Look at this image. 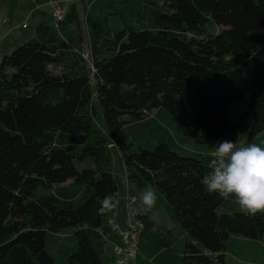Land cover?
<instances>
[{"label":"trees","instance_id":"obj_1","mask_svg":"<svg viewBox=\"0 0 264 264\" xmlns=\"http://www.w3.org/2000/svg\"><path fill=\"white\" fill-rule=\"evenodd\" d=\"M34 28L0 60V264H55L45 234L67 226L77 245L66 264L101 263L112 143L128 181L154 188L181 225V264H225L230 235L263 236L264 215L217 211L224 199L202 184L212 165L165 142L145 149L125 128L163 107L212 148L238 128L228 110L249 93L250 132H262L264 0H95L83 20L70 2Z\"/></svg>","mask_w":264,"mask_h":264},{"label":"rangeland","instance_id":"obj_2","mask_svg":"<svg viewBox=\"0 0 264 264\" xmlns=\"http://www.w3.org/2000/svg\"><path fill=\"white\" fill-rule=\"evenodd\" d=\"M94 1L0 0V60L3 55L11 53L16 46L34 37V27L39 21L54 23L55 6L67 10L69 3L75 2L79 17L83 20L84 6ZM23 23H25L24 26ZM218 29V26L212 28L213 31ZM94 104L97 117L105 130L102 106L97 99ZM228 113L231 123L238 128L225 134L221 141L230 140L238 141L240 144L264 145V130L256 134L250 132L252 113L249 93L234 100ZM125 129L135 144L148 150L154 149L155 145L160 142H165L168 145L171 143L174 146L182 147L177 148L179 154L200 159V155L193 152L194 150H185V148L188 149L186 146L196 147L198 150L208 152L209 155L215 148V146L208 148L205 145L194 143L189 137L184 136L177 119L163 107L153 109L145 118L130 123ZM110 150L113 157V172L118 180L116 198L119 199L128 193L136 195V189L140 186L126 178L122 153L115 144L111 145ZM147 186L146 189L143 185L141 186L142 195L148 189L154 190L157 195V203L149 210L145 222L143 221L145 228L141 237L139 236L135 264H181L184 231L165 199L150 185L147 184ZM217 211L219 213L242 212L233 198L224 199ZM74 232L73 226L64 227L59 232H46L45 249L53 257L55 264H66L68 255L75 250L77 242ZM108 241H105L104 249L101 252L100 264H117L112 246L118 240ZM225 264H264V233L260 239L230 235L225 251Z\"/></svg>","mask_w":264,"mask_h":264},{"label":"clouds","instance_id":"obj_3","mask_svg":"<svg viewBox=\"0 0 264 264\" xmlns=\"http://www.w3.org/2000/svg\"><path fill=\"white\" fill-rule=\"evenodd\" d=\"M120 90L123 95L131 88L121 83ZM210 156L214 166L202 179L206 191L223 199L233 198L247 215H264V145L223 140L217 142ZM141 203L145 211L151 210L157 203L155 191L146 190ZM118 205V200L106 195L100 200L97 212L104 215L113 212Z\"/></svg>","mask_w":264,"mask_h":264},{"label":"built area","instance_id":"obj_4","mask_svg":"<svg viewBox=\"0 0 264 264\" xmlns=\"http://www.w3.org/2000/svg\"><path fill=\"white\" fill-rule=\"evenodd\" d=\"M64 12V9L55 6L53 11L55 21L61 19ZM83 56L87 58V52H84ZM148 212L143 209L141 199L137 195L128 193L124 198L123 225L121 226L115 218L107 219L108 227L119 237V242L113 243L112 246L117 264H135L138 240L144 227L143 218Z\"/></svg>","mask_w":264,"mask_h":264},{"label":"crops","instance_id":"obj_5","mask_svg":"<svg viewBox=\"0 0 264 264\" xmlns=\"http://www.w3.org/2000/svg\"><path fill=\"white\" fill-rule=\"evenodd\" d=\"M58 1H60V0H58ZM152 111V110H151ZM150 111V112H151ZM128 126V125H127ZM223 138V137H222ZM222 138L219 140V141H221L222 140ZM218 141V142H219ZM233 142H235V141H233ZM113 144V143H112ZM111 144V145H112ZM217 144V143H216ZM215 144V145H216ZM186 145H189V144H186ZM170 146H171V148H173L174 150H176L177 152H178V149L177 148H182V147H177V146H174V145H172L171 143H170ZM188 149H186L185 148V150H194L193 152H197L199 155H200V159L205 163V164H209V165H212V166H214L213 164H212V162H213V158H211V156L208 154V152H203L202 150H198L196 147H191V146H186ZM184 149V148H183ZM144 187H145V189L146 188H148V186L147 185H143ZM151 187V186H150ZM141 186L139 187V188H137L136 189V195L141 199V197H142V192H141ZM154 189V188H153ZM130 190V189H129ZM124 198H125V196H121L119 199H118V197L117 198H115V200H118L119 201V205H118V207L113 211V212H109V214H108V217H112V218H115L116 219V221L122 226L123 225V215H124ZM148 214H149V212H148ZM148 214L143 218V221L145 222V220H146V217L148 216ZM145 228V225H144V227H143V229ZM142 233H143V230L141 231V233H140V237H141V235H142ZM106 240H112L111 242H113V241H119V237L114 233V232H108L107 234H106ZM108 241V242H109ZM117 241V242H118Z\"/></svg>","mask_w":264,"mask_h":264}]
</instances>
